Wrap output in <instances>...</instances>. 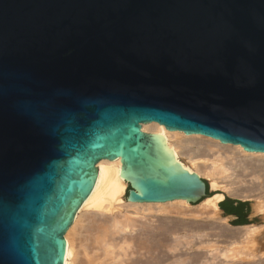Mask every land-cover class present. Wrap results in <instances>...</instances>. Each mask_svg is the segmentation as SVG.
Returning a JSON list of instances; mask_svg holds the SVG:
<instances>
[{"label":"water","instance_id":"water-1","mask_svg":"<svg viewBox=\"0 0 264 264\" xmlns=\"http://www.w3.org/2000/svg\"><path fill=\"white\" fill-rule=\"evenodd\" d=\"M151 124L264 153V0H0V264H65L101 162L203 209Z\"/></svg>","mask_w":264,"mask_h":264},{"label":"bare ground","instance_id":"bare-ground-1","mask_svg":"<svg viewBox=\"0 0 264 264\" xmlns=\"http://www.w3.org/2000/svg\"><path fill=\"white\" fill-rule=\"evenodd\" d=\"M142 129L170 144L181 166L196 169L206 176L209 188L214 191L203 208L212 223L213 233H209L212 240L205 241L209 234L196 233L195 229L190 235L174 232L178 236L170 241L167 228L182 224L174 221L171 225L173 220L170 217L169 222L168 216L185 215L188 204L124 201L128 183L120 181L121 161L101 162L97 164L98 183L92 198L85 199L83 208L77 211L65 233V264H264V244L261 243L264 233L249 224L225 227L227 216L221 215L218 207V202L227 195L253 200L251 213L264 214V153L245 154L240 145L170 133L156 124L143 125ZM246 176H253L254 180L248 181ZM91 209L97 210H94L96 216L100 213L96 219L94 212H88ZM104 212L111 214L102 218ZM120 232L125 234L116 239L115 234ZM218 241L227 245L219 247ZM200 247L205 250H197ZM168 251L172 252L171 256Z\"/></svg>","mask_w":264,"mask_h":264},{"label":"rangeland","instance_id":"rangeland-1","mask_svg":"<svg viewBox=\"0 0 264 264\" xmlns=\"http://www.w3.org/2000/svg\"><path fill=\"white\" fill-rule=\"evenodd\" d=\"M202 177L207 181V183H208V180H207V178H206V176L205 175H202ZM251 177V176H250ZM249 176H246V180H248V181H252V180H254V178H253V176L250 178ZM250 178V179H249ZM250 183V182H249ZM208 185V184H207ZM208 188H209V186H208ZM127 189H128V184H127V187H126V191H125V196H126V192H127ZM213 192L214 191H212L210 188H209V194L211 195V194H213ZM227 196V195H226ZM244 201H247V205H246V208H247V210H248V213H246V215H248V217H249V219H247V222L248 223H246V224H249V225H251V226H254L256 229L255 230H260V232H262V233H264V218H262V217H264V214H261V213H257V214H252L251 212H252V208H251V204H252V202H253V200H244ZM189 206V205H188ZM188 208V209H187ZM94 210H96V209H93V211H92V209L91 210H89L88 212H94L93 214L95 215V218L94 219H96V217L98 216V214H100V213H98L99 212V210H98V214H97V216H96V211H94ZM188 213H187V212ZM186 213H185V215H184V213H174V216H173V214H170L169 216H168V220H169V222L171 221L170 219L172 218V220L173 221H171V225H172V223L174 222V221H178V222H181V224L182 225H178V227H176V226H174L175 228H172V227H168L167 229L170 231V232H168V234L169 235H171V237H170V241H172L171 240V238L174 240L175 238L174 237H176V236H178V234H180L181 236H182V234H186V233H188V235H190V232L193 234L194 233V230L196 229V233H198L199 231V233H207V234H209V233H213V227L211 226L212 225V223H210V218H209V216L207 215V212L204 210V209H200V208H197V207H193V206H189V207H186ZM92 214V213H91ZM107 213L106 212H104V216H103V214L101 213V217L103 218V217H106L108 214V216H110V214L111 213H108L107 215H106ZM178 214V215H177ZM182 214V215H181ZM222 215V214H221ZM224 216V215H223ZM100 216H99V218H101ZM171 217V218H170ZM175 219V220H174ZM182 220V221H181ZM237 219H232V218H228L227 217V220H226V223H223V225L225 226V227H227V228H229V226H231V227H236V226H241V225H239V224H236V221ZM184 223V224H183ZM170 224V223H169ZM186 224V225H185ZM242 225H244V224H242ZM204 230V231H202V230ZM193 232H192V231ZM177 231V232H176ZM173 234H172V233ZM174 232L175 233H178L177 235L176 234H174ZM124 234H125V232H123ZM123 233H121L120 232V234H118L117 233V235L115 234V236H116V239H120V238H122L123 237ZM84 234H85V232H84ZM122 234V235H121ZM184 234V235H185ZM211 234H209V237L207 238V237H205L206 238V240H205V238L203 239L202 237L205 235H203L202 237H201V239H203V240H205V241H208V239H209V241L210 240H212V237L210 236ZM179 235V236H180ZM187 235V234H186ZM119 236H121V237H119ZM206 236V235H205ZM183 239V238H182ZM185 239V238H184ZM197 240H200V239H198L197 238ZM197 240H196V242H197ZM182 241H184V240H182ZM262 241V242H261ZM259 240V242H261L262 244H264V240ZM174 242V241H173ZM200 242V241H199ZM257 242H258V240L256 241V243H255V247L256 246H258V244H257ZM223 243H225L224 241H218L217 242V245L219 246V247H224L225 245H227V243L224 245ZM199 247V246H198ZM202 249V250H201ZM197 250H199V251H203V250H205L204 248H202V247H200L199 249H197ZM130 251V250H129ZM172 254V252L170 251H168V254ZM169 254V256H171ZM134 256V255H133ZM125 258V257H124ZM226 264H228V263H226Z\"/></svg>","mask_w":264,"mask_h":264},{"label":"trees","instance_id":"trees-1","mask_svg":"<svg viewBox=\"0 0 264 264\" xmlns=\"http://www.w3.org/2000/svg\"><path fill=\"white\" fill-rule=\"evenodd\" d=\"M235 201L238 202L237 205H234ZM246 205H247V201H239L235 199H224L223 201L219 202L220 208H222L226 213H233L239 216V218L235 221L236 224L239 225L248 223L246 219L242 217Z\"/></svg>","mask_w":264,"mask_h":264},{"label":"crops","instance_id":"crops-1","mask_svg":"<svg viewBox=\"0 0 264 264\" xmlns=\"http://www.w3.org/2000/svg\"><path fill=\"white\" fill-rule=\"evenodd\" d=\"M223 200H224V199H221L219 202H221V201H223ZM219 202H218V207H219V209H220L222 215L227 216L228 218H232V219H238V218H239V216H237L236 214H233V213H226L222 208H220V206H219ZM237 204H238V202L235 201V202H234V205H237ZM246 213H248L247 208H245V211L243 212V216H242V217H243L244 219H246V221H247V219H249V217H248V215H246Z\"/></svg>","mask_w":264,"mask_h":264}]
</instances>
